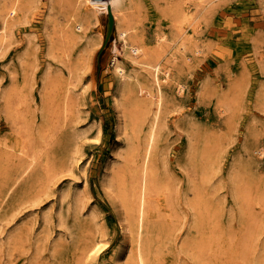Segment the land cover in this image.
<instances>
[{
	"label": "rangeland",
	"instance_id": "1",
	"mask_svg": "<svg viewBox=\"0 0 264 264\" xmlns=\"http://www.w3.org/2000/svg\"><path fill=\"white\" fill-rule=\"evenodd\" d=\"M36 2L0 52V139L16 144L30 137L43 146L46 166L28 174L1 206L0 264H123L117 257L129 238L121 231L125 210L116 192L133 167L131 148L141 147L150 113L144 111L146 90L139 81L118 88L112 57L118 55L133 70L125 54L139 55V46L151 44L156 28L168 32L169 11L142 0L145 39L124 47L114 27L105 41L107 13L99 14L83 38H59L55 24L64 20L54 3L47 25L54 49L48 55L49 0ZM195 21V32L188 28L192 39L185 41L190 59L178 58L163 86L153 165L158 186L167 188L158 192L152 248L159 264H201L191 252L209 226L197 213L207 208L224 236L230 232L236 239L246 264H264V154L258 153L264 148V0H210ZM177 81L185 84L182 93ZM63 88L70 102L66 116L58 105ZM41 89L50 100L46 120ZM114 95L122 101L121 114ZM10 171L0 162V188ZM105 177L113 185L107 186ZM197 203L201 208L194 207ZM95 241L100 248L91 254Z\"/></svg>",
	"mask_w": 264,
	"mask_h": 264
},
{
	"label": "bare ground",
	"instance_id": "2",
	"mask_svg": "<svg viewBox=\"0 0 264 264\" xmlns=\"http://www.w3.org/2000/svg\"><path fill=\"white\" fill-rule=\"evenodd\" d=\"M36 1L37 0H0V52L5 50V41L12 33L13 28L15 26L19 27L28 21L29 13L37 6ZM152 2L158 6V8H160L159 6L161 5L163 9L169 11L170 25L168 32L164 31L161 27L156 28L151 44L139 46V55L132 56L130 53L125 54L135 65L133 70H130L118 55H113L112 57L113 70L119 80L118 88L130 89L131 87L129 84L133 79L139 81L140 87L146 90L148 107L144 111L145 113H150L141 147L137 145V147L133 146V148H131V150H133L130 152L132 156L130 160L134 161V164L129 165V167H133L131 170L127 169L128 174L125 173V176L121 178V184H119V182H117L119 185L116 183L118 185V193L116 192V194H120L122 197L125 210V213L122 215L123 218L120 219V227L123 236L129 238V242L125 249L122 250V253L117 257V260H124L123 264H159V259L156 257L155 251L152 248L151 230L156 220L155 212L160 204L157 198L159 189L163 192V190L167 188L163 187L162 189L158 186L157 171L156 167L153 165L155 142L159 133V128L162 126V115L165 107V92L163 86L164 83H168V80L171 78V65L173 66L180 57L184 60L190 59V56L185 54L188 50L185 41L187 39H192L191 32H188V28H193L196 22L195 20L202 15L205 6L210 3V0H152ZM54 3L58 4V13H56L61 15L64 20L62 23L56 21L55 24L60 31L58 34L61 39L83 38L88 26L93 21H97L100 13L108 14L109 8L114 19L115 34L123 41L124 47H127L133 39H138L141 43L142 39H145L143 29L140 30V23L143 19L141 18V11L144 7L142 0H129L128 3L126 0H49L47 6L48 13L44 20V32L48 39L46 51L48 55H52L54 49L52 34L47 30L48 23L53 20V16H50V11L53 10ZM83 9H85V11ZM192 31L195 32V27ZM140 42H137L138 45ZM197 50L201 51L200 48ZM47 80V75L45 74L42 78L43 85L46 82L48 84ZM184 87L185 84L183 82H176L177 93H182ZM67 90L68 88L60 90L58 101V105L61 107L65 116L68 106L70 105L68 98L69 93ZM113 99L120 110V108H122L120 107L122 101L119 96L114 95ZM47 101V95L45 96V93L42 92L40 110L44 120L47 119L50 109V107L49 109L47 108V106H49L47 104H49L50 100ZM121 111L122 109L119 112L120 114ZM134 111H136V109ZM130 115L135 118L134 113L131 112ZM135 128L133 136L136 137V134L138 136L137 129L139 128ZM117 129L118 134L122 132V119H119ZM40 136L42 135L40 134ZM258 153L263 155L264 148H259ZM43 155V146H37V143L32 142V139L28 136H23L18 139L16 144H9L0 139V162L11 170L0 188V209L2 204L16 189L15 187L21 183L28 174L30 176L32 171L40 165L43 166L44 164L45 168L46 163L43 162ZM107 175L108 173H106L105 176ZM110 178L105 179V183L109 187L113 185ZM86 189L87 181L83 179L81 181L80 190L84 191ZM162 194H164V192ZM78 199L79 192L75 191L73 200L77 201ZM164 203L165 205L168 204L165 199L162 204ZM194 207L201 208L199 203L194 205ZM201 210V212L197 213L200 218L203 217L206 222L205 224L209 226L208 228L204 227L207 230L202 236L200 235L195 241L193 240V245H196V248L191 252V255L201 264L203 263L201 260H208L207 262H211V264H246V262H244V260L246 261L244 256L245 253L239 255L237 241L232 234L229 232L226 238L222 232V227L219 226V220H215L212 215L209 214L207 208L206 210L204 209V214L203 209ZM172 215V213H169L168 216L172 218ZM253 222L255 221L252 220L249 222L250 226ZM224 242L226 243L224 244ZM184 247L188 250L190 247L189 243L184 245ZM99 248V241H95L91 244L88 251L90 253L96 252ZM219 251L223 254L222 258L219 256Z\"/></svg>",
	"mask_w": 264,
	"mask_h": 264
},
{
	"label": "water",
	"instance_id": "3",
	"mask_svg": "<svg viewBox=\"0 0 264 264\" xmlns=\"http://www.w3.org/2000/svg\"><path fill=\"white\" fill-rule=\"evenodd\" d=\"M113 27H114V19H113L112 13L109 8V12L107 14V27H106V33H105V41H107L110 33L112 32Z\"/></svg>",
	"mask_w": 264,
	"mask_h": 264
}]
</instances>
